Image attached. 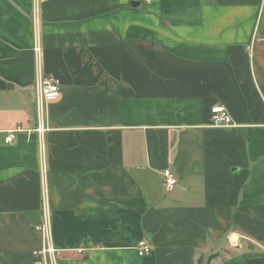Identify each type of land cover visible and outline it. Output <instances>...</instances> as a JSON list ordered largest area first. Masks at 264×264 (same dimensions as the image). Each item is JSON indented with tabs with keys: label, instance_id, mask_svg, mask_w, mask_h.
Here are the masks:
<instances>
[{
	"label": "crops",
	"instance_id": "obj_1",
	"mask_svg": "<svg viewBox=\"0 0 264 264\" xmlns=\"http://www.w3.org/2000/svg\"><path fill=\"white\" fill-rule=\"evenodd\" d=\"M45 210L57 264H264V0H0V264Z\"/></svg>",
	"mask_w": 264,
	"mask_h": 264
},
{
	"label": "built area",
	"instance_id": "obj_2",
	"mask_svg": "<svg viewBox=\"0 0 264 264\" xmlns=\"http://www.w3.org/2000/svg\"><path fill=\"white\" fill-rule=\"evenodd\" d=\"M49 0H34V10L37 6ZM149 2V0H144ZM38 44L35 45V52L38 53ZM60 89V81L53 76L38 75L36 80V108L39 118L44 111V104L48 98L55 96ZM209 126L212 128H229L233 127L231 117L224 106H214L210 110ZM18 130H9L4 138L5 144L15 142V134ZM177 178L170 170L163 171V188L166 193H170L177 186ZM46 204V197L44 198ZM45 210L42 222L35 228V231L40 234L42 246L39 250L32 253V262L30 264H57L55 258V250L52 247L51 236V220ZM136 252L139 257H145L151 254V247L144 241L140 240L136 245Z\"/></svg>",
	"mask_w": 264,
	"mask_h": 264
},
{
	"label": "rangeland",
	"instance_id": "obj_3",
	"mask_svg": "<svg viewBox=\"0 0 264 264\" xmlns=\"http://www.w3.org/2000/svg\"><path fill=\"white\" fill-rule=\"evenodd\" d=\"M206 253H207V251H206ZM206 253L203 254L204 257L206 256ZM208 254H209V255H210V254H215V256H216L217 258H219V259L222 258L221 250H216V249H215V252H209ZM207 261H208V258H205V259H204V262H203V259H202V261L200 262V264H206Z\"/></svg>",
	"mask_w": 264,
	"mask_h": 264
},
{
	"label": "water",
	"instance_id": "obj_4",
	"mask_svg": "<svg viewBox=\"0 0 264 264\" xmlns=\"http://www.w3.org/2000/svg\"><path fill=\"white\" fill-rule=\"evenodd\" d=\"M132 6L134 8H140L141 7V4L140 3H133Z\"/></svg>",
	"mask_w": 264,
	"mask_h": 264
}]
</instances>
